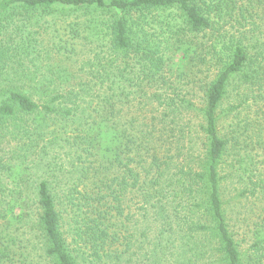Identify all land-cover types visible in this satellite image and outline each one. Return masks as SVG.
<instances>
[{"label": "trees", "instance_id": "obj_1", "mask_svg": "<svg viewBox=\"0 0 264 264\" xmlns=\"http://www.w3.org/2000/svg\"><path fill=\"white\" fill-rule=\"evenodd\" d=\"M37 13L74 19L72 47L49 56L47 74L18 78L37 86L0 91V133L17 145L12 185L0 179V264H156L176 230L187 245L212 241L221 264H263L264 160L226 172L220 121L233 91L231 109L264 108L252 44L264 0H0V35ZM196 117L199 163L185 144ZM130 194L162 225L153 249L131 233Z\"/></svg>", "mask_w": 264, "mask_h": 264}, {"label": "rangeland", "instance_id": "obj_2", "mask_svg": "<svg viewBox=\"0 0 264 264\" xmlns=\"http://www.w3.org/2000/svg\"><path fill=\"white\" fill-rule=\"evenodd\" d=\"M39 21L32 19L31 21L17 18L7 31L0 35V40L7 39L8 35L13 34V40L6 45L8 59L0 64V91L8 88H17L21 86V90H30L31 85L37 86L34 82L24 84L18 83V78L22 77V73L41 74L48 73V65L56 64L55 58L49 60V56L57 55L56 52L65 50L62 48H71L72 28L70 27L74 19L63 18L60 16H44L37 13ZM168 16L167 14L164 15ZM157 18H160L157 16ZM262 33V35L260 34ZM155 34V33H154ZM157 35V34H156ZM255 39L252 41L257 50H264V26H260L259 30L253 34ZM161 38V37H160ZM68 44V45H67ZM80 44H84L81 43ZM86 47H83V46ZM81 45L80 51L91 49L86 44ZM94 46H92L93 48ZM60 57V56H59ZM239 103L235 92H231L228 102L224 105V113L220 121V132L228 145L234 150L230 156H227L226 172H234V174H243L248 168L252 156H256V160H264V149H256V139L262 137L264 140V108L260 114L257 107L246 106L242 108L231 109ZM201 124L200 118H194L192 121V135L185 140V144L189 147V155L193 163H199L204 156V137L199 129ZM17 145L13 141L12 135L5 136L0 133V179L12 185L11 180L5 178V170L8 166L15 167ZM37 155H35L36 157ZM38 160V156H37ZM241 160V163H240ZM8 169V168H7ZM237 175V174H236ZM232 187V186H230ZM233 188V187H232ZM142 200L135 194L127 197L126 213L129 212V222L132 227L131 233L140 238L146 244H154L159 240L162 233V225L157 223L155 219H143V211L141 208ZM143 232L147 233L143 237ZM163 234V233H162ZM160 235V236H159ZM177 234L175 231L172 237L168 234L163 235V244L158 246V251L154 254V263L156 264H221L216 247L212 241L204 242V238H197L196 242L191 238V243H186V239ZM150 241L146 242L147 238ZM171 237V238H170ZM236 240L240 243L241 250L246 254H254L249 251L250 242L246 240L243 232L236 235ZM201 239V240H200ZM199 241V242H198ZM169 242V243H168ZM194 243L192 246L190 244ZM148 245V244H147ZM168 245V246H167ZM139 251V255L135 256L139 259L143 251ZM157 261L159 263H157ZM264 264V260H263Z\"/></svg>", "mask_w": 264, "mask_h": 264}]
</instances>
